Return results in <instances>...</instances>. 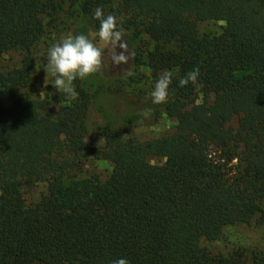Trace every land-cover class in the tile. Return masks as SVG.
Segmentation results:
<instances>
[{"label":"trees","instance_id":"1","mask_svg":"<svg viewBox=\"0 0 264 264\" xmlns=\"http://www.w3.org/2000/svg\"><path fill=\"white\" fill-rule=\"evenodd\" d=\"M107 4L134 52L132 72L173 74L175 132L142 140L102 127L104 145L88 141L91 95L79 79L72 101L28 90L33 46L63 1L0 0V57L27 50L0 72V264H264V249L249 259L203 245L229 226L264 227V0H81L66 35L97 43L90 19ZM211 20L225 25L204 40L200 24ZM144 36L153 45L139 49ZM196 68L197 83L180 87ZM199 90L209 99L198 101ZM88 155L113 164L106 179L72 175Z\"/></svg>","mask_w":264,"mask_h":264},{"label":"rangeland","instance_id":"2","mask_svg":"<svg viewBox=\"0 0 264 264\" xmlns=\"http://www.w3.org/2000/svg\"><path fill=\"white\" fill-rule=\"evenodd\" d=\"M46 1V0H45ZM63 1V7L60 12L52 16H46V30L43 36L33 46L32 56L35 58L34 80L29 87V92L36 98H47L52 95L54 87L51 85L52 78L49 77V84L45 86L44 71L47 64L46 51L48 44L52 41L58 42L64 37L80 19V1L81 0H57ZM107 4L104 14L108 15ZM91 23L94 26L99 24L94 16H91ZM224 21H205L200 24V35L206 40L210 35L220 33ZM93 38L99 40L96 33L93 32ZM145 43H139L140 49L148 48L153 45L147 36H144ZM149 40V41H148ZM97 46L102 49L104 56V68L110 76L102 73L94 74L85 80H80L81 85L91 95L90 106L85 118V123L89 129L87 140L92 141L97 146H103L105 138L101 135L102 127H110L115 131L125 133L142 140L162 137L175 132L176 118L170 117L166 113L167 106L173 101L174 94L168 89L167 103L154 104L152 102L151 92L161 73L155 76L153 71L145 64L138 67L134 72L126 65L119 67L112 64L110 59L111 48L106 46L100 40ZM27 55L24 48H16L0 57V72H6L16 66H19ZM132 72V75H128ZM198 101L205 102L209 96L202 90L196 94ZM150 109L148 116L142 115ZM153 163H160L163 159L152 157ZM113 164L103 158L95 155H88L82 158L81 162L75 166L72 175L76 177H85L98 175L103 180L106 179ZM46 186L40 184L34 189L28 191L29 201H35L45 192ZM203 245L214 253L229 254L235 249L245 250L249 259L253 257L254 252L264 249V227H253L245 224H237L226 227L224 235L216 241H204ZM254 251V252H253Z\"/></svg>","mask_w":264,"mask_h":264},{"label":"clouds","instance_id":"3","mask_svg":"<svg viewBox=\"0 0 264 264\" xmlns=\"http://www.w3.org/2000/svg\"><path fill=\"white\" fill-rule=\"evenodd\" d=\"M94 18L99 21V30L96 35L104 45L111 48L110 59L113 65L119 67L126 65L134 56L129 50L128 42L124 38L125 31L118 24L114 14L105 16L101 7L94 9ZM104 68V56L102 49L94 43L89 35L68 34L54 43L48 50L47 64L44 71L45 86L49 84V77L52 78L51 85L58 93L65 96L67 101L75 100L78 92L74 86L77 79L85 80L88 77L99 74ZM129 76L131 72L127 73ZM199 77V68L194 69L185 77L179 80V86L185 87L189 83L195 85ZM173 82V74L170 71L163 72L154 85L151 92L154 104L167 103L168 89ZM150 109H146L142 115H149ZM112 264H129L126 259L120 258Z\"/></svg>","mask_w":264,"mask_h":264}]
</instances>
